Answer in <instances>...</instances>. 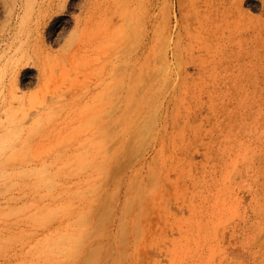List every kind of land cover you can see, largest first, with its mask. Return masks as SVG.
I'll use <instances>...</instances> for the list:
<instances>
[{
	"label": "rangeland",
	"instance_id": "1",
	"mask_svg": "<svg viewBox=\"0 0 264 264\" xmlns=\"http://www.w3.org/2000/svg\"><path fill=\"white\" fill-rule=\"evenodd\" d=\"M37 1L0 0V264H264V85L164 64L190 0ZM142 38L145 85L163 66L174 95L156 131L123 99ZM49 57L73 79L44 82Z\"/></svg>",
	"mask_w": 264,
	"mask_h": 264
},
{
	"label": "bare ground",
	"instance_id": "2",
	"mask_svg": "<svg viewBox=\"0 0 264 264\" xmlns=\"http://www.w3.org/2000/svg\"><path fill=\"white\" fill-rule=\"evenodd\" d=\"M59 1L61 0H38L32 9L42 15L52 10L54 3ZM246 1L190 0L189 14L186 17L182 14L177 22V29L172 34L173 42L165 51L164 64L166 65L168 60L170 63L175 62L180 73L183 71L190 73L192 67L201 71L207 69L214 73L217 72L220 75L219 83L228 88V91L233 86L246 85V89L247 87L256 89L264 85V0H257L262 3V12L259 16H254L243 8ZM11 29L12 23L9 24L7 30L3 31L2 37L9 36ZM160 32L165 35L169 34V26L163 25ZM103 38L108 45L114 41V32L110 27L106 28ZM92 39V36L88 35L82 45L92 44ZM95 39H97L96 36ZM80 49L81 46H76L69 51L68 56L71 62L77 61ZM146 54L145 42L142 38L133 47L135 57L133 62L125 66L129 77H138L141 80L140 87L135 92L128 91L123 99L133 104V110L138 115L134 117L135 120L149 119L155 124L153 131H156L161 126L165 109H168L169 102L174 95H171L167 102H163L159 97L161 85L159 83L157 86V84L161 73L164 72L163 66L154 69L151 82L145 85L142 76V62ZM43 68L44 82L52 81L58 73L61 82L68 83L73 79L70 70L58 72L60 68L58 58L49 57L47 65ZM93 75L95 80H90L87 85L105 83L101 72H93ZM59 95L60 93H56L55 97ZM150 102H154V112H148L147 108L145 109L146 106H143L139 114V105L150 104ZM227 103L224 101L223 105L229 106ZM166 117L168 116L165 114Z\"/></svg>",
	"mask_w": 264,
	"mask_h": 264
}]
</instances>
